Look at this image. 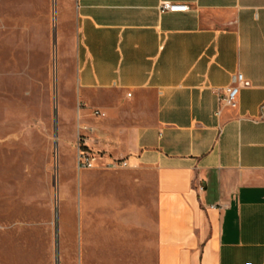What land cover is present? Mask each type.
Returning <instances> with one entry per match:
<instances>
[{
    "label": "crops",
    "instance_id": "obj_1",
    "mask_svg": "<svg viewBox=\"0 0 264 264\" xmlns=\"http://www.w3.org/2000/svg\"><path fill=\"white\" fill-rule=\"evenodd\" d=\"M59 5L77 135L127 160L109 186L154 182L157 264H264V0Z\"/></svg>",
    "mask_w": 264,
    "mask_h": 264
},
{
    "label": "rangeland",
    "instance_id": "obj_2",
    "mask_svg": "<svg viewBox=\"0 0 264 264\" xmlns=\"http://www.w3.org/2000/svg\"><path fill=\"white\" fill-rule=\"evenodd\" d=\"M63 29L59 0H0V264H157L154 182L78 170Z\"/></svg>",
    "mask_w": 264,
    "mask_h": 264
},
{
    "label": "built area",
    "instance_id": "obj_3",
    "mask_svg": "<svg viewBox=\"0 0 264 264\" xmlns=\"http://www.w3.org/2000/svg\"><path fill=\"white\" fill-rule=\"evenodd\" d=\"M189 9L188 5H177L171 2H164L161 6V11H187ZM246 81L244 76L241 73H238L233 76L232 84L227 86L223 93L220 95V100L228 106H235L238 99L239 88L242 84H245ZM264 110V103L262 105ZM94 115H101L100 111H94ZM85 130H88L87 127H84ZM77 165L78 170H108L116 171L129 166L126 159L122 158H113L106 156L101 152L92 151L86 143V135L84 133H78L77 135Z\"/></svg>",
    "mask_w": 264,
    "mask_h": 264
}]
</instances>
